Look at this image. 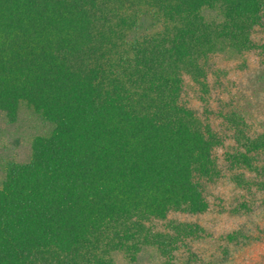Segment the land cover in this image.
I'll list each match as a JSON object with an SVG mask.
<instances>
[{"label":"trees","instance_id":"obj_1","mask_svg":"<svg viewBox=\"0 0 264 264\" xmlns=\"http://www.w3.org/2000/svg\"><path fill=\"white\" fill-rule=\"evenodd\" d=\"M263 24L264 0H0V264H208L185 244L199 225L154 224L204 213L224 170L264 207V130L225 115L220 165L183 76L206 88Z\"/></svg>","mask_w":264,"mask_h":264},{"label":"rangeland","instance_id":"obj_2","mask_svg":"<svg viewBox=\"0 0 264 264\" xmlns=\"http://www.w3.org/2000/svg\"><path fill=\"white\" fill-rule=\"evenodd\" d=\"M255 48L240 55L213 54L207 65L206 88L200 89L192 80L183 76L182 100L219 133L222 145L214 155L223 165V154L234 146L232 130L224 116L236 113L244 119L251 133L264 130V83L260 75L264 70V24L252 32ZM260 166H264V156ZM238 170H224L221 178L205 188L208 209L201 214L170 212L165 221L155 222L162 230L168 221L197 224L202 228L199 237L187 240L197 259L208 264H264V207L260 197L237 187L232 175ZM246 177L249 173L244 172ZM251 178V177H250ZM253 204L245 211L240 203ZM242 228L255 240L246 245H232L224 236ZM184 244V245H185ZM182 248L178 256H187ZM198 264V263H197Z\"/></svg>","mask_w":264,"mask_h":264}]
</instances>
